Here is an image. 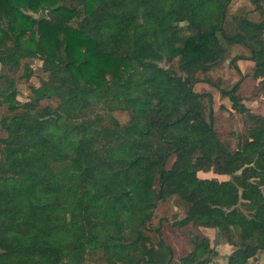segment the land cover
<instances>
[{
  "label": "trees",
  "instance_id": "trees-1",
  "mask_svg": "<svg viewBox=\"0 0 264 264\" xmlns=\"http://www.w3.org/2000/svg\"><path fill=\"white\" fill-rule=\"evenodd\" d=\"M231 1L0 0V264L220 257L196 232L178 256L149 225L170 198L233 247L224 264L264 254V116L242 102L243 75L229 89L214 83L246 119L229 147L213 126L212 95L195 90L213 84L232 45L248 52L231 58L237 72V59L264 65V0H252L258 21L230 14ZM32 62L45 76L22 100L18 81ZM200 96L208 119L192 103Z\"/></svg>",
  "mask_w": 264,
  "mask_h": 264
},
{
  "label": "rangeland",
  "instance_id": "rangeland-1",
  "mask_svg": "<svg viewBox=\"0 0 264 264\" xmlns=\"http://www.w3.org/2000/svg\"><path fill=\"white\" fill-rule=\"evenodd\" d=\"M238 9L246 11L249 18L255 21L263 18V16L254 9L252 0H232L229 5V13L232 14ZM247 53V50L243 46L237 44L232 45L226 58L210 75L213 84L203 82L195 85V90L207 91L212 95L214 115L213 126L220 140L229 147L236 146L239 134L245 131L246 119L242 114L231 107L230 100L228 97L220 94L217 85L221 88L229 89L239 77L243 75L238 89L242 102L253 113L264 116V65H256L251 60L247 59H237L234 63L240 68L241 73H239L230 61L234 55H247ZM31 66L32 70L30 77H23L18 81V98L22 100L26 99L30 94V85H38L39 78L45 76V73H43L40 68L39 62H32ZM192 103L197 105L208 119L210 111L208 97H197L192 100ZM115 115L121 122L126 121L128 118L127 113L124 111H117ZM172 160L173 158L171 157L167 165H170ZM198 175L200 177L216 176L218 179L229 178L228 175H217L212 171H199ZM184 217H189L190 222L185 225L175 224ZM197 218L198 214L194 209L186 207L177 198H170L158 202L149 225L153 227L160 226L162 235L178 256L183 255L185 251L191 248V232L203 233L206 235L211 245L216 249L215 230L213 228L197 226L195 222ZM208 264H222V259L220 257H213ZM250 264H264V254H260L257 258L252 259Z\"/></svg>",
  "mask_w": 264,
  "mask_h": 264
},
{
  "label": "crops",
  "instance_id": "crops-1",
  "mask_svg": "<svg viewBox=\"0 0 264 264\" xmlns=\"http://www.w3.org/2000/svg\"><path fill=\"white\" fill-rule=\"evenodd\" d=\"M216 250L222 259V264H224L226 262V255L233 250V247L227 243H221L216 246Z\"/></svg>",
  "mask_w": 264,
  "mask_h": 264
}]
</instances>
